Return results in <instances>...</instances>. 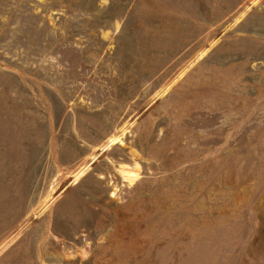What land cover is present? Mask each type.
Returning a JSON list of instances; mask_svg holds the SVG:
<instances>
[{
    "label": "rangeland",
    "instance_id": "rangeland-1",
    "mask_svg": "<svg viewBox=\"0 0 264 264\" xmlns=\"http://www.w3.org/2000/svg\"><path fill=\"white\" fill-rule=\"evenodd\" d=\"M0 264H264V0H0Z\"/></svg>",
    "mask_w": 264,
    "mask_h": 264
},
{
    "label": "bare ground",
    "instance_id": "bare-ground-1",
    "mask_svg": "<svg viewBox=\"0 0 264 264\" xmlns=\"http://www.w3.org/2000/svg\"><path fill=\"white\" fill-rule=\"evenodd\" d=\"M125 173V172H124ZM129 173V172H128ZM126 175H127V173H126Z\"/></svg>",
    "mask_w": 264,
    "mask_h": 264
}]
</instances>
